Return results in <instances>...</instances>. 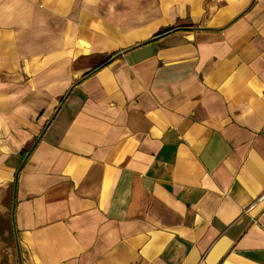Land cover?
Instances as JSON below:
<instances>
[{"label":"crops","instance_id":"1","mask_svg":"<svg viewBox=\"0 0 264 264\" xmlns=\"http://www.w3.org/2000/svg\"><path fill=\"white\" fill-rule=\"evenodd\" d=\"M0 264H264V0H0Z\"/></svg>","mask_w":264,"mask_h":264},{"label":"trees","instance_id":"2","mask_svg":"<svg viewBox=\"0 0 264 264\" xmlns=\"http://www.w3.org/2000/svg\"><path fill=\"white\" fill-rule=\"evenodd\" d=\"M193 26H194L193 23L181 20L175 25H172L170 27H166V28L158 31L157 33H155L153 35V37H158V36H161V35L167 34L169 32L176 31V30H191V28ZM115 55H116V53H100V54L94 55L90 60L91 65H90L89 69H87L86 71H84L81 74L80 79L81 80L85 79L86 77H88L90 74H92L93 72H95L99 68L109 64L113 60ZM30 149H31V147L28 146V147L24 148L23 150H21L19 154L24 157L26 154H28L30 152Z\"/></svg>","mask_w":264,"mask_h":264},{"label":"rangeland","instance_id":"3","mask_svg":"<svg viewBox=\"0 0 264 264\" xmlns=\"http://www.w3.org/2000/svg\"><path fill=\"white\" fill-rule=\"evenodd\" d=\"M89 64V60H87L86 58L82 57L76 60V65L73 64V67H78V66H83ZM91 64V63H90Z\"/></svg>","mask_w":264,"mask_h":264}]
</instances>
